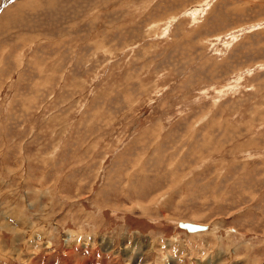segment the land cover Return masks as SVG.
Segmentation results:
<instances>
[{"label": "rangeland", "instance_id": "374dc122", "mask_svg": "<svg viewBox=\"0 0 264 264\" xmlns=\"http://www.w3.org/2000/svg\"><path fill=\"white\" fill-rule=\"evenodd\" d=\"M0 264H264V0H0Z\"/></svg>", "mask_w": 264, "mask_h": 264}, {"label": "water", "instance_id": "95a60500", "mask_svg": "<svg viewBox=\"0 0 264 264\" xmlns=\"http://www.w3.org/2000/svg\"><path fill=\"white\" fill-rule=\"evenodd\" d=\"M180 226L182 228L187 229L188 231H198V230H205L207 229V226L197 223H189V222H181Z\"/></svg>", "mask_w": 264, "mask_h": 264}, {"label": "bare ground", "instance_id": "6f19581e", "mask_svg": "<svg viewBox=\"0 0 264 264\" xmlns=\"http://www.w3.org/2000/svg\"><path fill=\"white\" fill-rule=\"evenodd\" d=\"M180 223H181V222H179V225H180ZM189 223H190V222H189ZM180 227H181V226H180ZM181 228H182V227H181ZM183 229H185V228H183ZM208 229H209V226H207V229H205V230H208ZM185 230H186L187 232H189V233H197V232L205 231V230H198V231H193V232L191 231V232H190V231H188L187 229H185Z\"/></svg>", "mask_w": 264, "mask_h": 264}]
</instances>
